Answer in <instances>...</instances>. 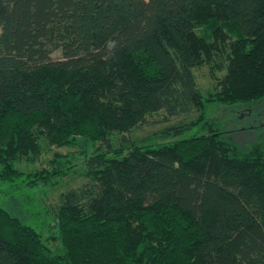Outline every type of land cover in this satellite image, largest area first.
Here are the masks:
<instances>
[{
  "label": "trees",
  "instance_id": "1",
  "mask_svg": "<svg viewBox=\"0 0 264 264\" xmlns=\"http://www.w3.org/2000/svg\"><path fill=\"white\" fill-rule=\"evenodd\" d=\"M262 97L264 0H0V180L61 175L16 166L44 142L99 143L53 206L58 248L0 204V264H264V140L206 111ZM161 122L170 140L130 138Z\"/></svg>",
  "mask_w": 264,
  "mask_h": 264
},
{
  "label": "rangeland",
  "instance_id": "2",
  "mask_svg": "<svg viewBox=\"0 0 264 264\" xmlns=\"http://www.w3.org/2000/svg\"><path fill=\"white\" fill-rule=\"evenodd\" d=\"M58 55V52L54 54V56ZM195 73L203 97L207 98L216 92V79L221 74L215 77L207 66L196 69ZM213 105H207L206 111L214 115L211 122L221 125L223 136L229 134L228 138L245 149L264 140V97L252 103H238L231 106L233 112L229 113L226 108H230V106L216 103L213 108ZM163 117V113L159 112L149 115L148 120L152 122L161 120ZM166 124L167 122L145 125L133 130L130 138L140 143H158L170 140L161 134V129ZM119 139L120 135L118 134L112 136L114 146L119 144ZM42 146L43 149L38 157H21L16 166L26 173H34L45 168L52 170L57 160H62L65 164L62 174L53 177L48 183H39L36 187L26 186L24 182L12 185V183H4L0 180V204L14 216L32 224L41 232L46 244L50 248L56 249L60 246V242L57 239L58 223L53 214V206L59 201L63 192L69 188H78L87 181L86 176L83 175L85 170L83 152L91 153L99 146V143L95 144L87 138L80 137L72 146H50L45 142ZM15 186H19V188L16 189Z\"/></svg>",
  "mask_w": 264,
  "mask_h": 264
}]
</instances>
